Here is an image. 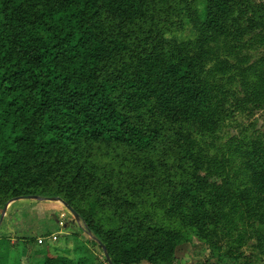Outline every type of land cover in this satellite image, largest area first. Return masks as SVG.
<instances>
[{"label":"trees","instance_id":"trees-1","mask_svg":"<svg viewBox=\"0 0 264 264\" xmlns=\"http://www.w3.org/2000/svg\"><path fill=\"white\" fill-rule=\"evenodd\" d=\"M258 111L264 2L0 0V211L61 198L113 264H180L192 236L198 264H258L264 124L229 131Z\"/></svg>","mask_w":264,"mask_h":264},{"label":"rangeland","instance_id":"rangeland-1","mask_svg":"<svg viewBox=\"0 0 264 264\" xmlns=\"http://www.w3.org/2000/svg\"><path fill=\"white\" fill-rule=\"evenodd\" d=\"M255 1L264 2V0ZM185 34L188 33L185 32ZM263 117V111H258L253 116H239V122L234 123L229 131L231 134H236L240 129L238 124L251 126L252 123L255 124L253 128L262 129ZM61 222L63 226L60 225ZM18 233L28 236L26 239L29 241L17 240L16 242L14 240L12 242L9 237ZM53 235L58 236L57 241H52ZM40 238H45L44 244H38ZM253 243L254 241H250L240 252L245 258L258 257L253 260V263L264 264V256L256 254L252 248ZM25 244L30 245V248L27 249L29 255L23 247ZM202 244L203 242L197 236H192L178 249L175 255L177 261L180 264H198L209 259L211 263L215 262L216 260L211 256L210 248ZM42 249H48L52 255H60L61 252L75 262L85 257H93L97 258V264H107L102 249L89 242V236L84 233L78 223L76 225L72 214L61 203L37 200H18L10 203L0 226V264H11L9 257L11 259L14 257L15 260L19 259L20 264L23 263L22 257H28L23 264H32L34 253Z\"/></svg>","mask_w":264,"mask_h":264},{"label":"water","instance_id":"water-1","mask_svg":"<svg viewBox=\"0 0 264 264\" xmlns=\"http://www.w3.org/2000/svg\"><path fill=\"white\" fill-rule=\"evenodd\" d=\"M18 200H37V201H50V202H58V203H61L71 214L72 216L74 217V219L76 220L77 223H79V216L77 215V213L73 210V208L68 205L64 200H62L61 198H52V199H46V198H40V197H37V196H32V197H18V198H15L13 200H11L7 205L6 207L4 208L3 212H2V215H1V218H0V226L3 222V219L6 215V211H7V207L8 205L11 203H14ZM105 251V257H106V260L109 264H113L111 259H110V256L108 255V253L106 252V250L104 249Z\"/></svg>","mask_w":264,"mask_h":264},{"label":"built area","instance_id":"built-area-1","mask_svg":"<svg viewBox=\"0 0 264 264\" xmlns=\"http://www.w3.org/2000/svg\"><path fill=\"white\" fill-rule=\"evenodd\" d=\"M60 225L63 226V223L61 222ZM51 239H52V241H57L58 240V236L57 235H53L51 237ZM45 241H46L45 238H40L38 240V244H44Z\"/></svg>","mask_w":264,"mask_h":264},{"label":"crops","instance_id":"crops-1","mask_svg":"<svg viewBox=\"0 0 264 264\" xmlns=\"http://www.w3.org/2000/svg\"><path fill=\"white\" fill-rule=\"evenodd\" d=\"M15 239H11V241L13 242ZM17 242V240H15ZM23 247H25V252L27 253L28 252V255L30 254L29 251L27 249L30 248V245H27L25 244ZM23 256H24V252H23ZM22 258H25L24 260H27L26 258L28 257H22Z\"/></svg>","mask_w":264,"mask_h":264}]
</instances>
